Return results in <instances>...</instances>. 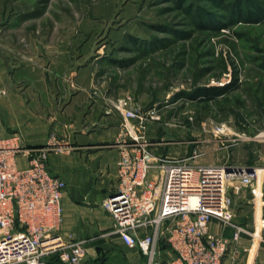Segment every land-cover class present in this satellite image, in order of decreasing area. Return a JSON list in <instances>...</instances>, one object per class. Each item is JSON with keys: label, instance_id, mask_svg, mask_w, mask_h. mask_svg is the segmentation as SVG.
<instances>
[{"label": "rangeland", "instance_id": "rangeland-1", "mask_svg": "<svg viewBox=\"0 0 264 264\" xmlns=\"http://www.w3.org/2000/svg\"><path fill=\"white\" fill-rule=\"evenodd\" d=\"M263 11L264 0H0V51L93 74L104 99L129 94L154 154L264 168ZM213 85L230 89L184 96Z\"/></svg>", "mask_w": 264, "mask_h": 264}, {"label": "built area", "instance_id": "built-area-1", "mask_svg": "<svg viewBox=\"0 0 264 264\" xmlns=\"http://www.w3.org/2000/svg\"><path fill=\"white\" fill-rule=\"evenodd\" d=\"M105 101L107 111L127 122L117 139L116 188L102 201L122 242L139 249L147 264H155L159 240L174 252L169 264H254L264 245L258 182L264 168L227 170L225 164L154 154L142 135L148 112L129 94ZM68 147L55 134L40 146L21 144L15 133L0 139V264H47L52 254L66 264L83 261V242L60 233L65 181L47 167L49 151ZM18 155L27 159L25 166L17 164ZM241 187L252 193L250 227L235 219L232 193ZM212 221L230 228V236L211 232Z\"/></svg>", "mask_w": 264, "mask_h": 264}, {"label": "crops", "instance_id": "crops-1", "mask_svg": "<svg viewBox=\"0 0 264 264\" xmlns=\"http://www.w3.org/2000/svg\"><path fill=\"white\" fill-rule=\"evenodd\" d=\"M64 68L54 60L45 64L34 59L19 61L0 51V139L15 133L21 144L40 146L55 134L69 145L49 151L47 167L65 181L60 233L65 239L83 242L86 252L80 264H147L139 249L126 246L114 232L112 217L102 206L116 188L122 117L116 110L107 111L93 74L81 79L73 69L66 76ZM17 164L25 166L27 159L18 155ZM248 192L241 187L232 194L236 221L250 227ZM209 229L231 234L230 228L216 221ZM241 242L246 244V238ZM157 246L155 264H169L174 252L164 240ZM257 260L264 264V248ZM47 264L66 263L52 254Z\"/></svg>", "mask_w": 264, "mask_h": 264}, {"label": "trees", "instance_id": "trees-1", "mask_svg": "<svg viewBox=\"0 0 264 264\" xmlns=\"http://www.w3.org/2000/svg\"><path fill=\"white\" fill-rule=\"evenodd\" d=\"M264 11L261 14L260 12L257 14L256 19L260 18L259 16H263ZM207 26V24H205ZM230 87L213 85V86H205L202 88H196L193 92H184V96L188 99L198 100V101H212L218 98L219 96L225 95Z\"/></svg>", "mask_w": 264, "mask_h": 264}, {"label": "water", "instance_id": "water-1", "mask_svg": "<svg viewBox=\"0 0 264 264\" xmlns=\"http://www.w3.org/2000/svg\"><path fill=\"white\" fill-rule=\"evenodd\" d=\"M226 169L227 170H231L232 168L230 166H226ZM239 169H242V168H239ZM244 169L246 171H251L252 170V166L248 165V166H245Z\"/></svg>", "mask_w": 264, "mask_h": 264}]
</instances>
